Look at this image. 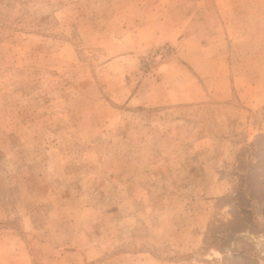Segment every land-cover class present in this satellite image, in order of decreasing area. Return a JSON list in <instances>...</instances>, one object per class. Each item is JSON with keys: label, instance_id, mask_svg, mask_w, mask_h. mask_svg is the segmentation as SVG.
Listing matches in <instances>:
<instances>
[{"label": "rangeland", "instance_id": "374dc122", "mask_svg": "<svg viewBox=\"0 0 264 264\" xmlns=\"http://www.w3.org/2000/svg\"><path fill=\"white\" fill-rule=\"evenodd\" d=\"M0 264H264V0H0Z\"/></svg>", "mask_w": 264, "mask_h": 264}, {"label": "trees", "instance_id": "16d2710c", "mask_svg": "<svg viewBox=\"0 0 264 264\" xmlns=\"http://www.w3.org/2000/svg\"><path fill=\"white\" fill-rule=\"evenodd\" d=\"M248 178V177H247ZM250 183H247L246 186L242 189H240L237 193L238 195L246 196L247 193H250L251 195H254L253 189L250 187Z\"/></svg>", "mask_w": 264, "mask_h": 264}]
</instances>
